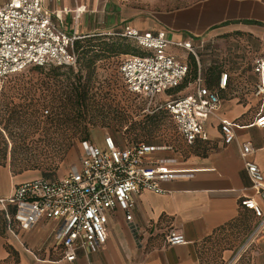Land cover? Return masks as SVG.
I'll return each instance as SVG.
<instances>
[{
    "label": "crops",
    "instance_id": "obj_1",
    "mask_svg": "<svg viewBox=\"0 0 264 264\" xmlns=\"http://www.w3.org/2000/svg\"><path fill=\"white\" fill-rule=\"evenodd\" d=\"M41 1L55 24L70 35H109L128 28L141 33L165 31L173 41L189 40L194 45L237 34L256 41V49L264 54V0H203L148 17L118 12L115 5L101 8L99 0ZM79 7L83 8L77 13ZM223 73L228 75L226 87L219 88V76L216 87L210 89L219 95V107L205 122L207 140L189 145H202L201 154L191 155L186 161L174 159L169 168L180 176L161 184L163 194L143 191L134 197L132 217L139 229L138 241L131 235L124 213L116 209L108 214L105 244L95 251L80 249L75 261L68 262L54 245L53 223L41 221L29 231L21 230L16 223L7 222L0 204V264L10 258L16 264H202L201 247L218 231L246 222L256 229L258 220L253 212L240 205L247 198L261 203L240 148L245 142L251 143L255 152L249 159L264 175V128L255 124L264 115V94L248 96L239 87H229L233 74ZM254 75L258 86L264 84V75ZM222 120L234 126L235 140L227 145L220 130ZM22 175L13 176L9 165L0 166V200L7 199L13 187L24 182H16ZM8 214L12 216V208H8ZM171 230L181 233L185 243L168 245L166 236ZM255 235L264 242V235ZM231 254L225 251L223 259H230ZM261 255L260 264H264V251Z\"/></svg>",
    "mask_w": 264,
    "mask_h": 264
},
{
    "label": "built area",
    "instance_id": "obj_2",
    "mask_svg": "<svg viewBox=\"0 0 264 264\" xmlns=\"http://www.w3.org/2000/svg\"><path fill=\"white\" fill-rule=\"evenodd\" d=\"M111 36L127 39L140 51L139 55H126L119 64L117 74L126 91L145 100L148 109L163 94L155 110L169 115L183 142L192 145L206 141L204 125L219 107L217 94L202 84L200 76L192 94L172 96L169 93L188 74L187 63L172 50L180 49L196 57L192 42L173 41L165 31L141 33L128 28ZM80 38L62 31L45 11L41 0L0 3V87L7 78L29 67L75 68L77 56L73 44ZM254 73L264 75V57L255 59ZM227 80L226 73L220 75V89L226 87ZM257 94H264V84L258 86ZM255 124L264 128V115ZM220 130L226 145L235 140L233 124L222 120ZM164 150L167 148L141 143L129 145L109 135L103 137L101 145L84 141L78 163L63 177L37 178L15 185L10 196L0 200L2 211L8 223L14 222L24 231L33 229L41 221L53 223L54 245L61 249L68 262L75 261L80 249L95 251L105 244L108 214L116 209L124 213L129 231L138 241L139 229L132 217L134 197L143 191L163 194L161 184L180 176L169 168L174 159L155 156ZM254 152L250 142L241 145L240 157L261 203L247 198L240 205L251 210L258 220L254 235H264V175L249 159ZM8 208L13 209L12 216ZM166 243L181 245L185 240L177 230H171Z\"/></svg>",
    "mask_w": 264,
    "mask_h": 264
},
{
    "label": "rangeland",
    "instance_id": "obj_3",
    "mask_svg": "<svg viewBox=\"0 0 264 264\" xmlns=\"http://www.w3.org/2000/svg\"><path fill=\"white\" fill-rule=\"evenodd\" d=\"M203 0H99V7L115 5L119 11H124L136 17H148L159 12H168L196 4ZM107 33V32H106ZM110 33V32H109ZM116 36L100 34L96 35L89 45L94 46L92 53L83 57L80 52L79 63L73 68V74L79 73L81 81L88 76L91 78V86L98 96L99 103L97 113H94L95 127L90 131L86 141L101 145L105 135L112 136L117 141H125L129 144H145L155 147H165L167 150L156 153V157L186 161L191 155L201 154L202 145L189 146L177 134L169 116L163 110H155L162 102L163 94L157 96L154 103L148 109V104L140 97L127 93L117 74L119 64L126 55H135L131 42H121V48L129 49L128 54H105L100 43L111 42ZM84 41V40H82ZM88 43L82 44L87 47ZM256 41L249 37L231 34L218 37L211 42H194L196 57L185 53L180 49L172 52L185 60L189 67V76L172 96L192 94L194 82L193 71L190 67L192 58L196 62L197 73L210 79L216 85L217 78L223 72H230L233 76L229 79V87H239L242 93L257 95L258 83L254 75V61L264 57L256 49ZM81 51V49L79 50ZM98 55L100 59L86 69L84 66L88 58ZM55 66H45L41 69L29 67L23 72L7 78L0 87V129H5L4 135L11 139L14 146L15 157L23 160L22 163L33 170L22 173L17 181H30L37 178L58 179L63 177L69 168L78 163L82 142L78 120L68 116L60 110L59 115L49 108L31 107L28 110V120L9 123L6 127L8 113L4 110V102L11 96V87L24 81L45 82L50 86L56 82H63L69 77V70L58 68L59 76L53 77L52 70ZM206 73H209L207 76ZM254 75V76H253ZM52 86H50L51 88ZM213 88V87H210ZM170 93V94H171ZM15 105L22 104L20 95H15ZM219 96V95H218ZM42 94H36L41 99ZM19 111L20 109H15ZM74 144L66 153L67 143ZM11 149V146H9ZM9 161L7 162V164ZM18 176V175H17ZM23 183V182H22ZM17 185V184H16ZM0 215V229L3 227ZM255 222V221H253ZM247 223V222H246ZM237 224L212 235L201 247L200 260L202 264H260L261 254L264 251V242L260 235H253L249 223ZM252 223V221H251ZM225 251H232L230 259H223ZM5 264H16L10 258Z\"/></svg>",
    "mask_w": 264,
    "mask_h": 264
},
{
    "label": "trees",
    "instance_id": "obj_4",
    "mask_svg": "<svg viewBox=\"0 0 264 264\" xmlns=\"http://www.w3.org/2000/svg\"><path fill=\"white\" fill-rule=\"evenodd\" d=\"M94 37L95 36H84L74 41L73 50L77 56V65L79 63L80 52H82L81 54L83 55V57L90 55L92 53L91 50L93 49L91 48L94 46H91L89 44L94 40L92 39ZM116 37H117L116 39H111V42L100 43L103 47L101 50L105 54H112L114 56L128 54L129 49L121 48L120 41L123 42H130V41L120 36H116ZM85 43H88L87 47L82 46V44ZM132 46H133V51L134 50L137 51V53L134 51L135 55H139L140 54L139 49L133 43ZM80 49L81 51H79ZM98 59H100L98 55H93L92 58L90 57L87 59L84 66L86 67V69H89ZM190 67H192V71H193L192 81L195 83L198 76H200L202 83H204L201 77V73L200 72L197 73L196 62L193 58L190 61ZM34 68L41 69L42 67L34 66ZM56 68L57 69L52 70V73L54 74L53 75L54 78H56V76H59V74H57L56 72L58 68L68 69L69 77H66L63 82H56L54 84H51L50 85L52 86L51 88L48 85V83L32 82L30 80L24 81L22 83H19L18 85H14L13 87H11L10 90L11 96L6 99L3 105L5 112L8 113V118L6 120V127L7 124L9 123L19 122V120L25 122L26 120H28L29 113L28 110L26 109H29L31 107L35 108L34 110L38 109L39 107L49 108L51 111L54 110L56 112L55 113L56 116L61 114L59 113L60 110L62 112L64 110H67V112H63V113H65L68 116H72L76 120H78L79 129L81 132V138L79 139V142H84L87 140L91 129L95 127L96 123L94 122V113L100 111L98 109L99 103L96 102V98L98 96L100 97V95H98L96 92L93 91L94 87L91 86V78L89 76L85 78L83 81H81V77L78 75L79 73H76V75L74 76L72 75L71 77V74H73L72 71L73 68L71 67H56ZM189 73L190 71L188 67L187 77L189 76ZM208 74L209 73H206L205 76H207ZM186 79L184 81H186ZM205 79H206L205 83H207L208 85L207 88L214 89L216 87L213 80L209 81L210 79L207 78ZM182 87L183 85H180L177 88L171 90L169 93L174 91L176 92L179 88ZM38 93L43 95L41 99L36 98V94ZM16 94H18V96L20 95V100L23 101L22 104L18 106L15 105ZM1 96L2 93L0 94V99ZM15 109H20V110L16 111ZM0 124H1V120H0ZM4 131L5 129L4 130L0 129V166L9 165L10 171L13 176L21 175L26 171L33 170L34 168L30 169L27 167V165L22 163L23 160H18V158L15 157L14 146L11 145V139H9V137L7 138L4 135ZM73 144H74L73 142L67 143V146L65 148L66 153L69 151V149L72 147ZM129 145H133V144H129ZM9 146H11V149H9ZM8 161L9 163L7 164ZM43 179H47V178H43ZM49 180H53V179H49Z\"/></svg>",
    "mask_w": 264,
    "mask_h": 264
}]
</instances>
